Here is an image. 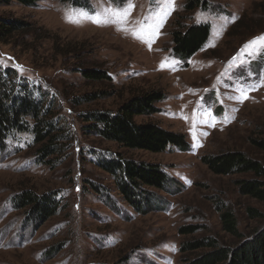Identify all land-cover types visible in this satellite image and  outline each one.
Wrapping results in <instances>:
<instances>
[{"label": "rangeland", "instance_id": "1", "mask_svg": "<svg viewBox=\"0 0 264 264\" xmlns=\"http://www.w3.org/2000/svg\"><path fill=\"white\" fill-rule=\"evenodd\" d=\"M83 1V7L60 0L0 5V16L44 29L0 42V63L14 66L32 85L54 95L73 135L66 153L52 164L37 161L30 132L6 140L0 151V264H181L208 251L184 252L187 241L213 237L236 246L250 238L264 227V216L251 217L248 208L264 214V202L241 194L236 180L254 175L215 174L201 158L236 150L264 162L251 141L264 138V52L259 45L248 46L264 35V27L255 31L247 24V19L259 18L255 8L262 0H215L209 8L186 14L187 23L211 26L209 40L189 65L172 52V31L185 14L184 0H174L150 45L133 30L158 22L156 14L167 0ZM129 3L134 7L122 25L65 18L72 9L94 15ZM239 19L243 25L236 27ZM257 22L264 24V19ZM88 68L106 71L111 79H87L81 69ZM156 89L166 93L157 103L159 110L136 121L184 135L188 150L127 149L88 132L80 119L82 112L116 110L133 95ZM74 98L80 104L74 105ZM109 151L157 163L178 183L170 190L145 186L154 195L147 211L138 212L125 201L111 173L96 165ZM25 188L56 190L58 211L39 221L14 208L13 196ZM227 209L234 212L242 237L224 230L221 214ZM193 225L200 226L197 232L180 233Z\"/></svg>", "mask_w": 264, "mask_h": 264}, {"label": "trees", "instance_id": "2", "mask_svg": "<svg viewBox=\"0 0 264 264\" xmlns=\"http://www.w3.org/2000/svg\"><path fill=\"white\" fill-rule=\"evenodd\" d=\"M23 6H34L41 0H14ZM75 6H82L83 0H60ZM117 2L116 0H112ZM12 0H0V5H9ZM215 0H184L183 16H179L172 31V52L186 62L195 55L211 35L208 23H187L186 14L195 10L213 6ZM259 11V20L264 19V0L255 8ZM179 19V20H178ZM258 19H247V24L259 31L264 24L258 25ZM256 24V25H255ZM243 25L239 19L236 27ZM44 30L43 28H39ZM39 29L24 20L0 16V42L9 43L16 33L34 32ZM45 37V36H43ZM49 37V36H46ZM45 37V38H46ZM0 63V151L6 149V140L22 132L33 134L32 145L35 148L37 161L52 164L61 154L66 153L67 144L73 139L69 127L60 114V106L54 95L31 84V81L20 75L12 65ZM83 76L92 80H110L106 71L81 69ZM40 94V96H38ZM106 95V94H102ZM98 97V96H96ZM166 93L150 90L135 94L124 101L116 110L95 109L82 112L81 121L87 124V131L99 135L102 139L116 142L127 149L146 150L154 153L164 152L172 147L183 151L190 148L184 135L167 130L154 122L136 121L139 115L156 113L157 103L165 99ZM74 105L80 104L78 99ZM254 147L264 154V138H251ZM108 154V155H107ZM103 154L96 165L111 173L125 201L141 213L147 211L154 194L145 186L158 189H171L178 182L171 177L161 165L137 161L119 153ZM96 157H99L98 155ZM107 158V159H105ZM202 162L215 174L251 173L254 178L238 179L236 184L241 194L248 195L264 202V162L243 151H226L217 155L203 156ZM94 186V184H93ZM13 207L26 210V213L39 221H45L58 211L60 200L56 190L37 192L25 188L12 198ZM114 207L117 208L116 205ZM251 217H263L264 214L255 208H248ZM221 220L224 230L238 237L237 219L231 209L222 212ZM200 226L193 225L180 228L181 234H193ZM182 251L194 252L200 249L208 251L195 258H187L181 264H264V227L250 238H245L236 246H227L213 237L198 238L182 245Z\"/></svg>", "mask_w": 264, "mask_h": 264}, {"label": "snow or ice", "instance_id": "3", "mask_svg": "<svg viewBox=\"0 0 264 264\" xmlns=\"http://www.w3.org/2000/svg\"><path fill=\"white\" fill-rule=\"evenodd\" d=\"M174 6V0H167L166 7L162 8L161 11L156 14V21L158 22L142 24L139 29L133 30V35L138 39H144L150 45L153 42L154 36L159 35V28L163 26L164 18L170 14ZM133 7L134 5L129 3L124 8H105L103 11H98L94 15H90L89 12L83 9H72L66 14L65 18L70 23H80L82 20L90 19L97 24L117 23L122 25L129 17ZM256 45H259L260 51L264 52V35L256 37L248 42V46ZM161 66H165V62H162ZM245 98H247L246 94Z\"/></svg>", "mask_w": 264, "mask_h": 264}]
</instances>
